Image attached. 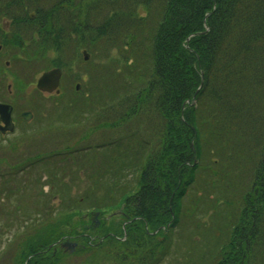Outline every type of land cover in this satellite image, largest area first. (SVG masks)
Instances as JSON below:
<instances>
[{
  "label": "trees",
  "instance_id": "16d2710c",
  "mask_svg": "<svg viewBox=\"0 0 264 264\" xmlns=\"http://www.w3.org/2000/svg\"><path fill=\"white\" fill-rule=\"evenodd\" d=\"M21 1L26 10H83L85 34L81 27L78 35L85 48L94 46L106 55L117 49L124 61L126 55L132 60L121 64L119 82L109 84L102 103L86 91L74 93L64 107L80 116L79 122L94 113L85 117L91 129L118 132L113 141L118 150L101 156L94 176L82 170L98 165L94 154L78 171L66 157L46 171L49 184L59 186L61 204L42 201V207L25 215L22 221L29 223L18 235L36 232L14 258L10 251L4 258H13L12 264H24L27 257V264H60L67 254L102 249L111 264H158L171 248L180 199L212 156L227 167L212 171L203 183L212 196L197 193L193 200L198 206L208 203L200 216L205 240L193 245L194 251L189 248L195 257L185 264H264V0ZM134 138L148 149L132 160L137 153L122 143ZM48 153L13 169L46 164L53 159ZM131 164L135 169L128 168ZM234 166H249L251 179L243 183L242 171L239 177ZM127 169L135 172L132 183L125 180ZM57 170L59 179L49 173ZM67 173L69 181L64 180ZM234 177L236 189L212 194L217 186L232 185ZM77 183L88 190L69 195ZM110 209L118 213L107 221ZM62 237L78 243L73 253L49 247Z\"/></svg>",
  "mask_w": 264,
  "mask_h": 264
},
{
  "label": "rangeland",
  "instance_id": "374dc122",
  "mask_svg": "<svg viewBox=\"0 0 264 264\" xmlns=\"http://www.w3.org/2000/svg\"><path fill=\"white\" fill-rule=\"evenodd\" d=\"M92 47L93 50L90 48V50H87L90 54V58L85 64L81 60L80 62L78 61L76 63L70 62V65L67 66L66 72L67 75L76 72L80 76L79 82L81 83V94L84 95L86 91H88L90 95H87L86 93L87 97L91 96L95 102L100 101V103H102V99L105 97L104 93H106L109 84L112 83L117 85L119 82V78L116 76V74L118 69H121V64L125 63L128 59L131 61L132 58H129L126 55V59L124 61L121 52L117 49L110 50L108 55H106L99 48H95L94 46ZM112 59H120L121 63L114 64L115 62H112ZM31 68L34 69L33 66ZM37 68H41L40 64H37ZM101 75L107 78V84L102 85L104 80H102V77H100ZM67 82V90L71 91V87L69 86V77ZM28 91H30L28 97H31L33 101H36L37 103L36 106H33L36 117L34 121L30 122L28 125L22 126L28 130H31L30 132L36 134H38V131H40V133L45 132L46 130L44 129L46 128V125L49 126V130L47 133H43L42 136L39 134V136H32L33 138L27 136L23 137L20 141L15 138V136L18 135H0V258L3 255L6 256L9 251V254L11 255L10 257L14 258L18 250L21 248L23 249V245L28 242L27 239L34 236L36 230L31 235H29V232L26 233V236H23L25 234L18 235V231L24 230L25 225L29 223V220L22 221V218L26 217L25 215H27L30 211H33L38 206V208L42 207V201L48 202L49 200L52 203V206L61 204L60 194L56 190L59 186L54 188L51 184H49V179L47 178L48 173H45L46 171L57 166V161L64 159L65 157L66 160H68V165L74 167L73 169H75V171H78L79 169H82L80 168V165L82 164L83 160L87 156L94 154L96 155L94 158L98 160L96 163L98 165L90 166L85 172V174L94 176L96 173L95 169L99 167L101 163V156L104 153H107V155H112L115 150H118L113 146H107L105 148L100 147V144L106 141L109 142L114 141V139L116 140L119 133L110 132V130L104 127H99L97 130L95 128L91 129L90 126H92V123H88L87 119H91V117L95 115L94 113L85 114L84 118L81 120V123V121L79 122L80 116L74 115L73 111L64 112L65 108H53V102H51L49 98L43 99L40 96L34 95L35 91L31 90L30 87H28ZM98 92L102 98L98 97ZM66 101L67 100L64 98V107L67 106ZM61 114L64 115V117L61 116ZM85 117L87 119H85ZM19 130H21V128ZM82 132L84 133V139L80 140ZM67 139L69 142L62 144L61 140L64 141ZM85 143L90 144L91 148L87 149L86 151L83 150L82 152H77V154H72L69 156L67 155L69 152H71L68 148L72 149L79 144L86 145ZM122 144L125 148L128 147L130 150H132L131 152L137 153L136 156L132 157V160H134L135 157H138L141 153H145L148 149V147L145 145L138 144L135 138L133 140L131 139L129 142L124 141ZM64 151H67L66 155L61 158L51 159L46 164L42 162H36V165L30 166L28 168L24 166L25 168L22 170L17 171V169H13L14 166L20 165L21 162L31 159L38 153L45 156L50 154L48 152H53L54 155L57 154L60 156L62 153H64ZM119 152L121 151L119 150ZM213 160L214 157L212 156L205 158L201 168L197 173L196 181L188 188L182 199H180V221L178 222V225L174 227L173 230H171V248L169 253L165 254L158 264H185V261L189 260L187 259L188 257L193 259L195 257L189 252V248L192 247L193 249V245H196L197 247L203 245L205 240L203 233L205 230L201 228L203 226L200 224V216H202V213H204L203 211L208 207V205H206L208 203H205L204 206H198V202L193 200L195 197H198L197 193L203 195L204 193L207 194L212 191V189H206L203 185V183L206 182V179H210L212 177L210 176L212 171H219V169H222V172L225 171L227 166L226 164L222 163L223 160H219L216 163H214ZM125 161L128 162V158L125 159ZM128 168L135 169L133 164H131ZM131 169H127L129 174L126 173L127 177L125 178V180L129 181L130 183L134 181L135 177V172ZM232 169L236 174L239 175V177L240 171H242L241 179L243 180V183L251 179L250 171L252 170L249 169V166L244 168H240V166H234ZM9 173L12 175H9ZM49 173L50 176L55 174L58 179L62 176V173H59L58 170ZM72 173L75 172H70V174ZM70 174L67 173V175H65V181H69L68 177ZM236 179L237 177H234L232 180V185L230 186H225V183L222 187L217 186L216 190L214 191L215 193L212 194L220 195V192H232L233 189H236L238 184ZM52 182H54V180H52ZM224 188L229 190H223ZM86 189L87 186L85 183H77L75 186L69 187V195H81V192ZM114 192L117 197L118 191L116 188L112 189L113 194ZM209 195L212 196L211 193ZM113 210L114 209H110L108 212H106L105 217L107 218V221H109L108 218L113 216ZM209 211L210 210L206 212ZM98 221L97 224H99ZM18 237L21 239L18 240ZM11 244H13V247L10 249ZM56 246L57 249L60 248V250L62 249L67 251L65 247H62L61 244ZM2 258L0 260V264H12L14 262L13 258L5 259L4 256ZM60 264H111V260L104 256L102 249H95V251L92 252L67 254V256L61 258Z\"/></svg>",
  "mask_w": 264,
  "mask_h": 264
},
{
  "label": "flooded vegetation",
  "instance_id": "af4514ba",
  "mask_svg": "<svg viewBox=\"0 0 264 264\" xmlns=\"http://www.w3.org/2000/svg\"><path fill=\"white\" fill-rule=\"evenodd\" d=\"M26 9L21 0L17 3L0 0V104L8 106L5 111L10 118L6 130L0 120L1 136L30 132L22 125L34 121L33 106L37 103L28 97V87L35 91L34 95L49 98L51 102H58V96L80 93L77 83L74 91L67 90L68 77L72 87L71 82L78 78V74L67 75L66 69L70 62L83 60L84 37L78 35L81 27L82 34H85L83 10ZM37 64L41 68H37ZM51 70L59 73L58 93L36 89L38 77ZM15 138L19 141L21 137Z\"/></svg>",
  "mask_w": 264,
  "mask_h": 264
},
{
  "label": "water",
  "instance_id": "95a60500",
  "mask_svg": "<svg viewBox=\"0 0 264 264\" xmlns=\"http://www.w3.org/2000/svg\"><path fill=\"white\" fill-rule=\"evenodd\" d=\"M86 58H88V55H86ZM58 80H59V73L57 70H51V71L45 72L38 79L37 88L40 90L51 91L57 86ZM0 107H2V105H0ZM4 107H6V106H4ZM6 116H7V114H6ZM6 120L7 119H2V121L5 123V126L8 124V122ZM76 245H77V243L69 242V241H65L62 244V246H64L70 252L74 251ZM27 261H28V259L26 260V263H27Z\"/></svg>",
  "mask_w": 264,
  "mask_h": 264
}]
</instances>
